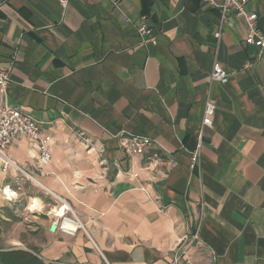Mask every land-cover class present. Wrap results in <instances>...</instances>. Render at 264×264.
<instances>
[{"label": "crops", "instance_id": "obj_1", "mask_svg": "<svg viewBox=\"0 0 264 264\" xmlns=\"http://www.w3.org/2000/svg\"><path fill=\"white\" fill-rule=\"evenodd\" d=\"M246 8L264 31V0ZM142 15L156 44L140 40ZM231 20L217 39L220 11L204 0H0L6 101L52 139L46 165L26 137L8 150L17 168L0 161V208L19 181L41 192L26 207L33 238L3 246L35 247L48 264H264V64L252 62L245 21ZM215 60L226 83L212 79ZM123 132L156 147L128 156ZM63 202L86 232L54 229Z\"/></svg>", "mask_w": 264, "mask_h": 264}, {"label": "built area", "instance_id": "obj_2", "mask_svg": "<svg viewBox=\"0 0 264 264\" xmlns=\"http://www.w3.org/2000/svg\"><path fill=\"white\" fill-rule=\"evenodd\" d=\"M65 7L67 0H60ZM220 11V24L214 32L215 38L219 39L223 34L225 27L234 25L231 16L242 18L247 26V34L245 42L247 45L255 49V54L252 62H261L264 64V31L260 29L258 24V14L254 11H249L246 8L248 0H204ZM138 35L142 43H157V37L154 34L153 28L148 23L147 15L141 16V25L138 27ZM11 66L0 67V94L3 101L0 103V161L3 171L9 167H16L15 162L10 158L8 150L10 145L17 139L26 137L38 149V159L41 165L48 164L52 159V139L44 129L42 121L37 119L32 114L23 111L22 109L10 105L6 101L8 92V82ZM229 72L222 64L215 60L212 69V79L221 83H226L229 79ZM217 103L210 99L206 102L204 110V125H211L213 116L216 112ZM80 140L89 148L93 146L92 140L80 130H73ZM119 146L121 150L128 156L143 155L148 149L155 148V141L147 136L135 135L130 133H121L119 136ZM201 143L195 150L191 151V167L195 168L199 162ZM160 153L156 152L154 158L159 160ZM130 173L134 177L139 176V172L131 170ZM55 219L52 225L55 230H59L65 234L74 236L78 230L86 232L79 215L67 203H62L54 212ZM198 238V234L194 235Z\"/></svg>", "mask_w": 264, "mask_h": 264}, {"label": "rangeland", "instance_id": "obj_3", "mask_svg": "<svg viewBox=\"0 0 264 264\" xmlns=\"http://www.w3.org/2000/svg\"><path fill=\"white\" fill-rule=\"evenodd\" d=\"M15 184L16 185H13L19 187H17V190L20 191L21 194L17 195L18 192L11 186L9 189L13 190L15 194L9 196L6 192V197L9 198L10 203L8 207L0 208V245L10 244L11 240L15 237L26 239V242L33 238L28 226L33 225L32 223H35L37 218L35 217V212L28 211L26 207L29 205L31 197L35 194L39 195L41 192L31 179L19 181V183ZM4 191L5 189L3 192ZM9 212H12L16 217L6 221L4 218L9 216Z\"/></svg>", "mask_w": 264, "mask_h": 264}, {"label": "trees", "instance_id": "obj_4", "mask_svg": "<svg viewBox=\"0 0 264 264\" xmlns=\"http://www.w3.org/2000/svg\"><path fill=\"white\" fill-rule=\"evenodd\" d=\"M10 219L16 216L8 213ZM0 264H48L39 255L35 247H4L0 245Z\"/></svg>", "mask_w": 264, "mask_h": 264}, {"label": "bare ground", "instance_id": "obj_5", "mask_svg": "<svg viewBox=\"0 0 264 264\" xmlns=\"http://www.w3.org/2000/svg\"><path fill=\"white\" fill-rule=\"evenodd\" d=\"M13 191V190H12ZM10 189L9 190H6V192H7V194L9 195V196H13L15 193H13Z\"/></svg>", "mask_w": 264, "mask_h": 264}]
</instances>
